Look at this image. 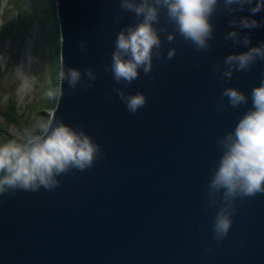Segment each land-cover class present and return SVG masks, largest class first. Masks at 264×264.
<instances>
[{"label":"water","instance_id":"95a60500","mask_svg":"<svg viewBox=\"0 0 264 264\" xmlns=\"http://www.w3.org/2000/svg\"><path fill=\"white\" fill-rule=\"evenodd\" d=\"M120 11L119 0H54L58 75L61 65L82 72L92 67L96 81L72 92L63 82L64 94L47 119L54 114L79 125L105 159L58 177L61 187L53 191L0 196V264H264V194L235 202L232 227L219 244L212 239L215 209L207 208L206 195L220 155L216 138L251 106L264 63L234 73L228 85L212 72L217 60L245 50L224 40L231 17L218 12L209 51L197 52L179 37L163 43L162 54L174 47L175 56L154 58L152 71H141L126 89L147 100L131 114L104 70L116 33L135 22L124 13L116 23ZM237 15H248L247 8ZM254 18L264 19V12ZM250 35L253 45L264 40V27ZM226 86L244 92L249 103L218 114L216 101Z\"/></svg>","mask_w":264,"mask_h":264},{"label":"clouds","instance_id":"9594fccd","mask_svg":"<svg viewBox=\"0 0 264 264\" xmlns=\"http://www.w3.org/2000/svg\"><path fill=\"white\" fill-rule=\"evenodd\" d=\"M120 14L131 13L134 23L123 25L116 33L110 64L104 66L111 72L116 93L127 111L136 114L146 103L145 95L126 89L137 79L140 72L152 71L153 59L171 60L176 49L170 47L166 56L162 46L172 44L177 37L192 45L197 52H207L214 39L213 17L219 12L231 18L227 20L229 31L224 40L244 51L231 52L211 65L225 85L238 72H250L257 62L264 63V40L253 45L250 30L264 27V19L254 17L264 12V0H119ZM247 8L248 15L243 13ZM161 16L166 23H161ZM171 27V31L169 30ZM245 30H249L246 32ZM163 37V41L161 39ZM84 51L86 44L79 45ZM36 58L28 55L26 62L13 66L12 75L19 81V93L31 92L38 79L31 65ZM8 57L0 54V68L7 70ZM59 85L44 87L42 95L59 101L63 82L69 92L90 89L96 81L92 67L83 72L77 67L61 65ZM122 84L123 87L116 85ZM251 106L237 120L234 128L216 138L220 155L210 173L206 195L207 208L215 209L212 218V239L219 244L227 238L236 212L238 199L264 194V71L258 85L250 91ZM225 98L227 105H225ZM249 103V96L236 87L226 86L216 101V111L223 114L226 106L240 108ZM105 159L103 151L91 136L79 125L71 127L54 114L48 119H37L25 126L19 136L0 144V196L15 195L18 191L38 192L41 188L53 191L61 187L58 177L91 169L95 162ZM204 251L211 252V247Z\"/></svg>","mask_w":264,"mask_h":264},{"label":"rangeland","instance_id":"374dc122","mask_svg":"<svg viewBox=\"0 0 264 264\" xmlns=\"http://www.w3.org/2000/svg\"><path fill=\"white\" fill-rule=\"evenodd\" d=\"M56 22L54 0H0V54L8 57L7 70L0 68V144L19 136L37 119H46L53 106L54 100L44 98L42 91L57 87ZM29 54L36 58L31 71L38 79L31 92L21 94L10 70L26 62Z\"/></svg>","mask_w":264,"mask_h":264},{"label":"trees","instance_id":"16d2710c","mask_svg":"<svg viewBox=\"0 0 264 264\" xmlns=\"http://www.w3.org/2000/svg\"><path fill=\"white\" fill-rule=\"evenodd\" d=\"M50 3H52V1H50ZM8 105H9V109H11V108H12V102L9 101ZM7 110H8V109H7ZM46 119H47V118H46Z\"/></svg>","mask_w":264,"mask_h":264}]
</instances>
